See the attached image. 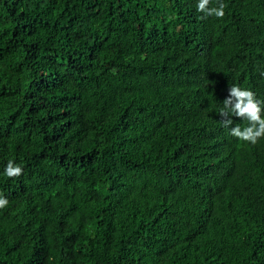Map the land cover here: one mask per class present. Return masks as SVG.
Masks as SVG:
<instances>
[{
	"label": "trees",
	"instance_id": "16d2710c",
	"mask_svg": "<svg viewBox=\"0 0 264 264\" xmlns=\"http://www.w3.org/2000/svg\"><path fill=\"white\" fill-rule=\"evenodd\" d=\"M223 3L0 0V264H264V138L219 122L264 0Z\"/></svg>",
	"mask_w": 264,
	"mask_h": 264
},
{
	"label": "clouds",
	"instance_id": "9594fccd",
	"mask_svg": "<svg viewBox=\"0 0 264 264\" xmlns=\"http://www.w3.org/2000/svg\"><path fill=\"white\" fill-rule=\"evenodd\" d=\"M211 0H197L196 10L202 13V18L215 17L223 19L226 4L223 0H217L218 6L209 7ZM261 75H264L262 73ZM264 102L256 98V94L249 89H242L232 86L228 90V95L222 102L219 111L221 126L229 129V135L241 142L255 145L260 139L264 138ZM232 117L247 121V126L241 128L238 124L233 125ZM23 174V168L12 160L7 162L3 170V175L9 179L19 178ZM8 199L0 194V210L8 206Z\"/></svg>",
	"mask_w": 264,
	"mask_h": 264
}]
</instances>
